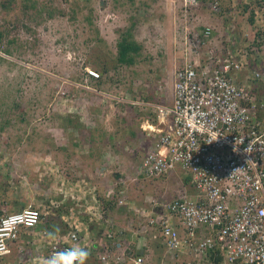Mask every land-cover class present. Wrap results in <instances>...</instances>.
Masks as SVG:
<instances>
[{
    "label": "rangeland",
    "instance_id": "1",
    "mask_svg": "<svg viewBox=\"0 0 264 264\" xmlns=\"http://www.w3.org/2000/svg\"><path fill=\"white\" fill-rule=\"evenodd\" d=\"M33 1L41 16L27 13L25 0H0V211L32 204L100 243L112 219L128 240H138L147 232L137 208H150L151 196L169 201L194 188L178 170L171 178L138 177L144 152L133 143L148 136L142 117L156 115L150 105L128 101L170 99L175 72L194 50L185 49L193 33L204 23L226 33L255 31L264 25V0H219L220 12L215 0L187 10L184 0ZM128 31L143 45L131 66L116 59ZM91 69L100 77H91ZM131 129L134 137L125 134ZM120 195L127 204L118 203ZM30 236L27 253L16 251L0 264H33L39 237Z\"/></svg>",
    "mask_w": 264,
    "mask_h": 264
},
{
    "label": "built area",
    "instance_id": "2",
    "mask_svg": "<svg viewBox=\"0 0 264 264\" xmlns=\"http://www.w3.org/2000/svg\"><path fill=\"white\" fill-rule=\"evenodd\" d=\"M201 2L184 0V6ZM220 3L212 8L220 12ZM214 29L205 25L193 41L187 34L185 49L194 50L175 72L172 102L151 104L163 126L139 163V176L154 179L180 169L194 188L169 201L151 196L150 208L136 209L144 218L141 231H159L162 258L154 263L138 253L112 219L110 243L92 241L78 225L39 229L47 213L29 204L0 216V259L27 253L23 239L33 233L39 237L33 264H45L54 251L73 244L89 250L87 264H264V25L252 32L232 28L224 42ZM88 74L100 77L92 69ZM118 203H126L123 196Z\"/></svg>",
    "mask_w": 264,
    "mask_h": 264
},
{
    "label": "trees",
    "instance_id": "3",
    "mask_svg": "<svg viewBox=\"0 0 264 264\" xmlns=\"http://www.w3.org/2000/svg\"><path fill=\"white\" fill-rule=\"evenodd\" d=\"M4 4V3H3ZM5 7H7L4 4ZM23 8L25 9V11L28 13L30 10L35 9L37 11V14L41 16L42 14V10L38 7V4L36 1L33 0H25V3L23 5ZM45 11L48 12V16L52 17L55 14V10H46ZM253 21V19H252ZM230 33L225 34V40L229 37ZM4 31L0 28V47L2 46V42L4 39ZM226 43V42H225ZM143 48V45L138 43L134 37L133 34L131 33V31L126 32L121 40H119L118 42V51H117V62L118 64H122V65H126V66H131L133 64L136 63L137 61V57L138 55L141 53ZM9 52V50H7ZM105 71H108L107 68H105ZM140 115V114H139ZM141 116V115H140ZM131 133L132 136L134 137L136 135V131L134 130H126V133ZM122 134L124 135V132L122 131ZM143 157V156H142ZM141 157V159H142ZM140 159V161H141ZM167 176V174H165ZM141 177H143L141 175ZM185 182L190 183L191 182V177L190 175H186L185 177ZM116 199H105V205L107 207H112L113 208L116 206ZM18 209H15L14 211H16ZM114 211V209L112 210ZM5 213V211H4ZM3 211H0V216L4 214ZM109 214V213H108ZM45 225L47 226V228L52 231V232H58V231H66L68 229L67 225H65L64 223H61L60 219H59V215L58 217L52 216L47 217L45 220Z\"/></svg>",
    "mask_w": 264,
    "mask_h": 264
},
{
    "label": "clouds",
    "instance_id": "4",
    "mask_svg": "<svg viewBox=\"0 0 264 264\" xmlns=\"http://www.w3.org/2000/svg\"><path fill=\"white\" fill-rule=\"evenodd\" d=\"M205 25H207V24L206 23L203 24V28L201 29V31L205 28ZM217 29L218 28L216 27V29L213 30V36H215L214 33L218 32V34L216 36H218L220 33H222V32L219 33L220 29L219 30H217ZM128 102H131L132 104H142L140 102H144L142 104V106L150 105L148 107H151L150 110L152 112H154L155 115H156V111L151 104H155V103H157V104H170V103H159V102H155V101H151V100H147V102H145L143 100H136V101L129 100ZM153 121L154 122L153 123L151 122L150 124H148V123H144L143 125L141 124V126L144 128V130H146V134L148 135L147 138L153 137L152 145L156 141V139L161 135L158 132V128L163 126L158 122L157 115ZM152 145H150L149 148ZM149 148L144 152V156L142 157V160L144 159V157L148 153ZM138 165H139V163H138ZM176 171H173L171 173H174ZM178 171H180V169H178ZM171 173H168V174H171ZM137 175H138V177L142 178L141 176H139L138 171H137ZM49 236H50V238H55V233H49ZM89 255H90L89 250L85 246H81L79 244H73L67 248L62 249V250L54 251L45 260V264H87V260L89 258Z\"/></svg>",
    "mask_w": 264,
    "mask_h": 264
},
{
    "label": "crops",
    "instance_id": "5",
    "mask_svg": "<svg viewBox=\"0 0 264 264\" xmlns=\"http://www.w3.org/2000/svg\"><path fill=\"white\" fill-rule=\"evenodd\" d=\"M173 93V96L170 99H166V98H161V99H156V97L154 99L149 98L151 101H155V102H159V103H171L173 98H174V91L171 92V95ZM168 100V102H166ZM149 111H151L149 109ZM152 112V111H151ZM142 119H144L143 121H145V123L150 124L151 122L153 123L154 121H152L149 117H145L143 116ZM147 135V134H146ZM141 138V137H140ZM145 141L143 142V140L139 143H133L134 148L140 149L142 148V151L145 152L150 145H152V141H153V137H145ZM175 173H171V174H167L168 177H170V175H174ZM171 178V177H170ZM169 180V179H167ZM170 181V180H169ZM169 185H171V183H169ZM41 227V228H40ZM39 229H44L45 227H47L45 225V222L41 223ZM134 237V235H131ZM30 234L26 236V238L23 239V242L28 245L29 243V239H30ZM104 242H108L110 243V241L108 239H104ZM160 243H159V242ZM131 243L133 245H135V248L137 250L138 253H142L145 254L149 259H151L152 261L154 260V257L157 258L158 260H160L163 256V252H164V246L162 245L161 242V237H160V233H158V231H156V229L147 231V234H142L141 238L137 239H131ZM163 250V252H162ZM156 261V260H155ZM155 263V262H154Z\"/></svg>",
    "mask_w": 264,
    "mask_h": 264
}]
</instances>
